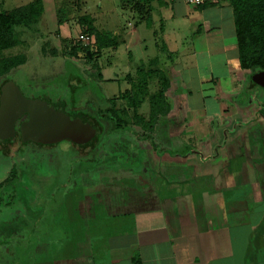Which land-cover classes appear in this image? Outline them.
I'll return each instance as SVG.
<instances>
[{
  "label": "crops",
  "instance_id": "crops-1",
  "mask_svg": "<svg viewBox=\"0 0 264 264\" xmlns=\"http://www.w3.org/2000/svg\"><path fill=\"white\" fill-rule=\"evenodd\" d=\"M146 5L148 12L139 15L118 0V11L128 16L119 25L117 9L116 19L95 18L83 2L82 16L117 45L103 48L93 63L86 61L82 77L67 75L65 81L73 93L92 83L103 88L99 102H86L108 106L126 125L116 130L112 114L97 111L108 118L104 126L112 136L102 149L111 150L113 138L128 136L125 146L134 150L129 156H139L144 168L127 167L119 176L55 175L58 190L45 191L37 206L16 191L15 176L0 182V264H264V90L244 91L249 71L239 64L232 9L224 0L197 7L183 0ZM58 29L62 39L69 33L65 25ZM105 53L108 59L101 62ZM120 54L129 60L119 76L112 62ZM139 67L158 69L169 80L168 111L149 126L147 95L159 89L155 74L141 78L147 90L143 102L136 108L127 104L131 89L140 85ZM42 95L62 101L64 109L82 108L72 93L69 104L41 90L35 94ZM19 149L21 164L31 167L29 147ZM63 160L71 172L73 160ZM85 178L89 187L99 181L101 190L81 189ZM73 195L77 201L62 205ZM49 201L55 204L52 215Z\"/></svg>",
  "mask_w": 264,
  "mask_h": 264
},
{
  "label": "rangeland",
  "instance_id": "rangeland-1",
  "mask_svg": "<svg viewBox=\"0 0 264 264\" xmlns=\"http://www.w3.org/2000/svg\"><path fill=\"white\" fill-rule=\"evenodd\" d=\"M31 1L33 0H19L17 4L15 3L16 0H0V12L20 5H26ZM42 1L44 12L43 15H41L42 17H40V22L32 29V33L25 31L23 34H21L18 37L20 43H18V45H16L14 48L0 52V58L11 56L17 58L23 57L24 63L19 65L17 68L12 69L8 76L12 77L14 82L20 87L23 94L27 96H35L38 90H41L46 92L48 96L52 98V100L56 101V98L60 96L69 104V100L71 101L70 95L72 93V97L75 99V105L82 106V108H79L80 110L76 112L80 115L91 118L92 122L98 128L99 135L94 140L93 144L89 146L76 144L69 140H61L59 141L60 143L51 147L49 145L35 146L33 143H26L23 145L24 148L29 147L27 150L29 156L27 155L26 159L32 160L31 164L33 163V165H31V167L34 169L28 166L23 167L21 164V162L24 160L23 158L25 157H23L21 160L19 159L23 150L19 149L21 142L18 138H15L7 145L5 142H0V182H3L9 177L15 176L18 180V187L16 191H20L22 193V195L25 197L26 203H30L34 206H37L42 200L45 191L50 189L58 190V188H55V185H59L61 183L56 181L57 178L54 177L55 175H66L70 173L77 174L79 176L84 174V176L88 175V177H98L109 174L119 176L124 175V171H126L127 167L133 171L144 168L138 164L139 160L141 159L139 156L135 158L129 156L134 153V150L127 149L125 146L130 144L126 141L128 140V136H126V140H123V136L119 135L117 140L113 138L111 150L102 149L104 142L107 141V138L111 141L112 136L109 135L110 131L106 129V126H104V124H107V126L109 125L107 121L108 118H104L105 115L98 113L97 111L104 112L110 111V109L106 105L103 106L99 103H97V105H93L86 101L87 99H90L93 100V102H99L101 99L100 97L103 94V88L101 89L100 86L92 83L90 85H86L83 89L76 90L73 93L65 85L67 75H78L79 77H82L80 69H89L88 66H84L87 60L85 59L83 52L80 51L78 56L72 54L74 48L81 43L78 41V36L80 34L88 35L90 39L94 41L93 35L89 34L86 28L84 26L83 28L79 21L80 17H82L83 2L89 4L88 12L92 14V16H95V18L103 17L107 19H116L115 14L117 9L119 19L118 24L124 25L126 24L125 20L128 19V16H123L121 11H118L119 7L116 6L118 0ZM98 2L102 7L98 6ZM143 7L146 9L144 5ZM64 25L69 33L62 39L60 30L58 28L59 26L63 27ZM17 30H19V28H17ZM55 41H57L56 44ZM87 46L90 47V51L94 54V59H98L100 53L96 54L93 42ZM53 47H56V51L58 52L56 53L57 57L53 56L54 58L50 54V50ZM153 48V45L150 46L148 51V54L151 58L154 57ZM120 55L121 56L119 59L116 58L115 61L112 60L115 62H112V70L115 71V73L119 76L122 73L121 66H124L129 60V58L127 60L126 56L124 57V54ZM107 56V53H105L104 56L102 55L101 62H103V58L104 60H107ZM131 59L130 66H133V70H135L134 68L137 67V64L132 57ZM57 67L60 68L58 69ZM95 77L97 76L95 75ZM139 77L140 76L138 75L136 81L137 83L141 84L142 77ZM116 86H118V84L114 83L112 85V87ZM118 87L120 89H125V86L119 85ZM133 88L131 89L130 86L128 87V94H130V89L131 93L134 92ZM31 90H34V92H31ZM125 90H127V87ZM141 94L147 95L146 88L142 89ZM147 96L149 98V95ZM69 107H72V105H68V108ZM145 107L148 108L147 106L143 105L142 110H144ZM68 108L66 110L70 111ZM93 115H95V118ZM101 123H103V125ZM130 124L134 125L133 119ZM92 147L94 150L91 149ZM61 154L62 157L60 156ZM87 158H94V160L88 162L82 161L87 160ZM63 159L73 160L71 163V172L68 171V168H63ZM76 160H79V162L76 163ZM144 173L146 174L147 171ZM40 175L45 178L41 180L39 178ZM86 179L89 178H85L82 181L81 189L84 191L88 190L89 192L93 190L94 193L101 190L99 181L96 185L91 184V187H89L87 185L88 183L86 184L85 182L87 181ZM39 198H41V200H39ZM64 201L65 204L62 205L68 206L77 200L75 195H73L69 198H66ZM53 206L55 207V204L49 201L47 206L48 215L53 214V211L49 213V209L54 208Z\"/></svg>",
  "mask_w": 264,
  "mask_h": 264
},
{
  "label": "trees",
  "instance_id": "trees-1",
  "mask_svg": "<svg viewBox=\"0 0 264 264\" xmlns=\"http://www.w3.org/2000/svg\"><path fill=\"white\" fill-rule=\"evenodd\" d=\"M226 1L233 12L234 24L236 28V38L238 45V58L242 70L249 71L247 83L244 87L246 93L256 92L259 89L264 90V85L260 82L258 75L264 72V0H224ZM122 7L130 8L139 15H144L143 5L148 4L149 0H121ZM147 9H148V5ZM43 13L42 0H33L26 5L14 7L9 10L0 12V52L14 48L20 40L18 37L25 31L31 32L32 29L39 23ZM82 26H85L89 34L93 35L96 54H99L103 48L114 47L116 42L109 34L97 31L92 26V21L87 16H82L79 19ZM19 28V30H17ZM32 33V32H31ZM81 44V43H80ZM78 44L72 54L76 55L80 51L84 53L85 59L91 61L94 59V54L90 51L87 45ZM89 52V54H88ZM52 56H56L54 50H50ZM24 63L23 57H1L0 58V86L11 76H8L10 71ZM149 68V67H148ZM144 70L139 67L137 74L144 78L155 74L159 80V89L151 94L148 98L149 103V121L146 124L152 125L158 116H163L168 111V105L165 102L164 94L169 88V80L158 69L152 71ZM145 72V74H144ZM135 88V93L129 96L127 104L131 108H136L143 102L144 95L141 94L145 87L141 84ZM79 107H73L69 111V115H77L76 111ZM112 115L108 118L112 121L114 129L120 130L125 127L123 122L114 111H108ZM22 116L25 118L19 122ZM28 120V114H21L19 118L12 119L3 111V106L0 96V142L9 144L15 138L20 140L21 145L26 143H36L38 145H47L60 140H71L65 138H44L34 134H26L23 131V125ZM97 131H92L91 136L86 143L94 142L97 138ZM73 141V140H72ZM82 144V143H81ZM8 180H6L7 182ZM1 186V184H0ZM133 264H139L138 260H134Z\"/></svg>",
  "mask_w": 264,
  "mask_h": 264
},
{
  "label": "water",
  "instance_id": "water-1",
  "mask_svg": "<svg viewBox=\"0 0 264 264\" xmlns=\"http://www.w3.org/2000/svg\"><path fill=\"white\" fill-rule=\"evenodd\" d=\"M258 77L264 85V72ZM0 96L3 111L10 118L17 119L21 114H28V121L23 125L26 134L86 142L96 129L81 115H66L62 101L53 103L48 101L45 95L36 98L25 97L20 87L11 79L0 86Z\"/></svg>",
  "mask_w": 264,
  "mask_h": 264
},
{
  "label": "built area",
  "instance_id": "built-area-1",
  "mask_svg": "<svg viewBox=\"0 0 264 264\" xmlns=\"http://www.w3.org/2000/svg\"><path fill=\"white\" fill-rule=\"evenodd\" d=\"M184 3L190 6H201L208 3H215L218 0H183ZM78 41L81 42L83 45H90L92 44V39L88 35L80 34L78 36Z\"/></svg>",
  "mask_w": 264,
  "mask_h": 264
},
{
  "label": "flooded vegetation",
  "instance_id": "flooded-vegetation-1",
  "mask_svg": "<svg viewBox=\"0 0 264 264\" xmlns=\"http://www.w3.org/2000/svg\"><path fill=\"white\" fill-rule=\"evenodd\" d=\"M23 93V92H22ZM25 97H27V98H36L37 96H27V95H25V94H23ZM47 100L48 101H50L48 98H47ZM51 102H53V101H51ZM58 102V101H57ZM57 102H53V103H57ZM64 112H65V114L66 115H68V116H73V115H69V111H67L66 109H64ZM24 114H26V113H24ZM25 118V116H22L21 117V119L19 120V122L20 121H22L23 119ZM28 121V120H27Z\"/></svg>",
  "mask_w": 264,
  "mask_h": 264
}]
</instances>
